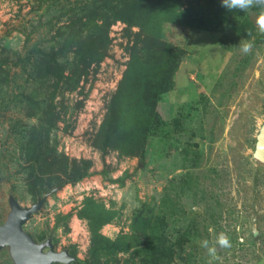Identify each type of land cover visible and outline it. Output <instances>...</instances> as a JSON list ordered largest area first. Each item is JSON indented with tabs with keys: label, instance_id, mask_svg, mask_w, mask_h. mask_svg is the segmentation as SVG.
Listing matches in <instances>:
<instances>
[{
	"label": "rangeland",
	"instance_id": "obj_1",
	"mask_svg": "<svg viewBox=\"0 0 264 264\" xmlns=\"http://www.w3.org/2000/svg\"><path fill=\"white\" fill-rule=\"evenodd\" d=\"M256 12L0 0V225L9 197L45 196L22 231L69 264H207L199 241L220 232L215 264H264Z\"/></svg>",
	"mask_w": 264,
	"mask_h": 264
},
{
	"label": "water",
	"instance_id": "obj_2",
	"mask_svg": "<svg viewBox=\"0 0 264 264\" xmlns=\"http://www.w3.org/2000/svg\"><path fill=\"white\" fill-rule=\"evenodd\" d=\"M263 153L264 141L262 135H258L253 154L254 159L262 161ZM44 199L45 196L37 199L28 208H20L11 197L7 200L9 212L0 225V250L7 248L8 256L13 264H69L74 261V258L66 251L55 252L48 241L36 244L22 231V225L31 214L39 210Z\"/></svg>",
	"mask_w": 264,
	"mask_h": 264
},
{
	"label": "clouds",
	"instance_id": "obj_3",
	"mask_svg": "<svg viewBox=\"0 0 264 264\" xmlns=\"http://www.w3.org/2000/svg\"><path fill=\"white\" fill-rule=\"evenodd\" d=\"M222 7L229 11L238 10L247 12L251 9H257L255 15V25L260 33H264V0H222ZM240 51L243 54H249L252 51L253 44L250 41L242 40L239 44ZM210 231H213L210 229ZM200 247L206 251L209 257L207 264H215L220 259L218 256L219 249L231 248V241L226 233L216 234L212 240L204 239L199 241Z\"/></svg>",
	"mask_w": 264,
	"mask_h": 264
},
{
	"label": "flooded vegetation",
	"instance_id": "obj_4",
	"mask_svg": "<svg viewBox=\"0 0 264 264\" xmlns=\"http://www.w3.org/2000/svg\"><path fill=\"white\" fill-rule=\"evenodd\" d=\"M45 250V249H44Z\"/></svg>",
	"mask_w": 264,
	"mask_h": 264
}]
</instances>
